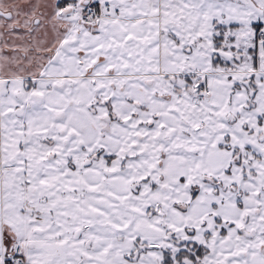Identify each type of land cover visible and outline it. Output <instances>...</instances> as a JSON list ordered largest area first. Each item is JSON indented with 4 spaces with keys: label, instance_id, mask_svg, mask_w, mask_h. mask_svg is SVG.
<instances>
[{
    "label": "snow or ice",
    "instance_id": "6c2138e0",
    "mask_svg": "<svg viewBox=\"0 0 264 264\" xmlns=\"http://www.w3.org/2000/svg\"><path fill=\"white\" fill-rule=\"evenodd\" d=\"M0 264H264V0H0Z\"/></svg>",
    "mask_w": 264,
    "mask_h": 264
}]
</instances>
